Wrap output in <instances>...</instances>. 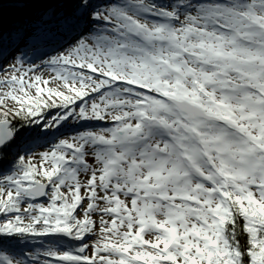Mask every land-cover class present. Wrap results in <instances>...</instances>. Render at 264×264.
Returning a JSON list of instances; mask_svg holds the SVG:
<instances>
[{
    "label": "snow or ice",
    "instance_id": "snow-or-ice-1",
    "mask_svg": "<svg viewBox=\"0 0 264 264\" xmlns=\"http://www.w3.org/2000/svg\"><path fill=\"white\" fill-rule=\"evenodd\" d=\"M5 37L0 264H264V0H0Z\"/></svg>",
    "mask_w": 264,
    "mask_h": 264
},
{
    "label": "rangeland",
    "instance_id": "rangeland-1",
    "mask_svg": "<svg viewBox=\"0 0 264 264\" xmlns=\"http://www.w3.org/2000/svg\"><path fill=\"white\" fill-rule=\"evenodd\" d=\"M2 47H7V48H9V50H11L12 46L10 45L9 39L6 40V44H4V46H2ZM2 63H3L4 67H7V64L11 63V61L10 60L3 61ZM37 63H39V61H37ZM37 74H42L44 78H48L51 75L50 71L46 68H41ZM2 75H4V73L0 72V76H2ZM74 131H75L74 128L62 127L57 134H55L56 133L55 131L53 132L55 135H54V138L52 139V142H55L59 138H65L66 136L71 135ZM46 147H48V146H46ZM46 147H38L35 149V151L36 152L43 151L46 149ZM44 202L46 203V201H44ZM9 254L10 255H16L18 253H14V254L9 253Z\"/></svg>",
    "mask_w": 264,
    "mask_h": 264
},
{
    "label": "trees",
    "instance_id": "trees-1",
    "mask_svg": "<svg viewBox=\"0 0 264 264\" xmlns=\"http://www.w3.org/2000/svg\"><path fill=\"white\" fill-rule=\"evenodd\" d=\"M158 2L162 3L165 2V0H157ZM17 13L14 9L12 8H8L5 12H4V20H5V24H10L16 17ZM8 39V37H5L2 41H0V46H4V44H6V40ZM58 132H56L55 134H57ZM54 133H52L49 136V141H52V139L54 138ZM47 146V145H46ZM44 146V147H46ZM8 167V161L4 160L3 162H0V171H3L4 169H7ZM19 249H15V251L13 252H9V253H18Z\"/></svg>",
    "mask_w": 264,
    "mask_h": 264
}]
</instances>
